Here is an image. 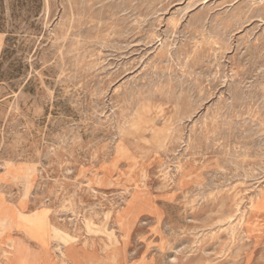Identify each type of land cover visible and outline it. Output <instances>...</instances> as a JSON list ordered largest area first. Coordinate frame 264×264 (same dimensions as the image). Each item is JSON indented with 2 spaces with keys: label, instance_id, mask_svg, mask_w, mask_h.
I'll use <instances>...</instances> for the list:
<instances>
[{
  "label": "rangeland",
  "instance_id": "374dc122",
  "mask_svg": "<svg viewBox=\"0 0 264 264\" xmlns=\"http://www.w3.org/2000/svg\"><path fill=\"white\" fill-rule=\"evenodd\" d=\"M0 43V215L73 238L0 264H264V0H0Z\"/></svg>",
  "mask_w": 264,
  "mask_h": 264
},
{
  "label": "bare ground",
  "instance_id": "6f19581e",
  "mask_svg": "<svg viewBox=\"0 0 264 264\" xmlns=\"http://www.w3.org/2000/svg\"><path fill=\"white\" fill-rule=\"evenodd\" d=\"M83 2V1H82ZM73 4V3H72ZM69 5V4H68ZM70 7V6H69ZM68 7V8H69ZM259 7V6H258ZM87 9H88V7H87ZM252 11V10H251ZM70 12V11H69ZM94 12V11H93ZM118 13V12H117ZM242 15V14H241ZM70 16H71V14H70ZM248 16V15H247ZM250 16V15H249ZM65 18V17H64ZM117 18V17H116ZM223 18V17H222ZM234 18V17H233ZM76 19V18H75ZM209 21V20H208ZM245 21V20H244ZM64 23H67V22H64ZM99 24V23H98ZM97 24V25H98ZM101 24V23H100ZM243 24V23H242ZM122 25H123V23H122ZM221 25V24H220ZM216 26V25H215ZM139 27V26H138ZM91 28V27H90ZM209 28V27H208ZM218 28V27H217ZM216 28V29H217ZM238 28V27H237ZM240 28V27H239ZM86 29V28H85ZM105 29V28H104ZM123 29V28H122ZM130 29V28H129ZM207 29V28H206ZM88 30V29H87ZM128 30V29H127ZM213 30V29H212ZM226 32V31H225ZM72 33V32H71ZM87 33V32H86ZM111 33V32H110ZM84 34V33H83ZM116 34V33H115ZM225 34V33H224ZM228 34V33H227ZM111 35V34H110ZM208 35V34H207ZM60 36V35H59ZM77 36V35H76ZM192 36V35H191ZM54 37V36H53ZM69 37V36H68ZM79 37V36H78ZM61 38V37H60ZM88 38V37H87ZM197 38V37H196ZM58 40V39H57ZM72 40V39H71ZM198 40V39H197ZM111 41V40H110ZM60 42V41H59ZM93 43V42H92ZM191 43V42H190ZM252 43V42H251ZM258 43V42H257ZM262 43V42H261ZM55 44H56V42H55ZM58 44V43H57ZM61 44H63V43H61ZM60 44V45H61ZM104 44H105V42H104ZM192 44V43H191ZM77 45V44H76ZM106 45V44H105ZM0 46H1V43H0ZM250 46V45H249ZM244 47V46H243ZM248 47V46H247ZM256 47V46H255ZM261 48V47H260ZM164 49V48H163ZM245 49V48H244ZM247 49V48H246ZM254 49V48H253ZM165 50V49H164ZM248 50V49H247ZM255 50V49H254ZM74 52V51H73ZM258 52V51H257ZM58 53V52H57ZM168 54V53H167ZM178 54V53H177ZM224 54V53H223ZM241 55V54H240ZM243 55V54H242ZM59 56V55H58ZM75 56V55H74ZM83 56V55H82ZM168 56V55H167ZM170 56V55H169ZM212 56H213V54H212ZM246 56V55H245ZM247 57V56H246ZM263 57V56H262ZM94 58H96V57H94ZM167 57H165V59H166ZM174 58V57H173ZM179 58V57H178ZM214 58V57H213ZM221 58V57H220ZM242 58V57H241ZM259 58V57H258ZM97 59V58H96ZM181 59V58H180ZM198 59V58H197ZM238 59V58H237ZM254 59V58H253ZM256 59V58H255ZM170 60V59H169ZM193 60V59H192ZM191 60V61H192ZM215 60V59H214ZM243 60V59H242ZM167 61V60H166ZM182 61H184L183 59H182ZM206 61V60H205ZM247 61V60H246ZM262 61V60H261ZM170 63H171V61H169ZM185 63V62H184ZM204 63V62H203ZM239 63V62H238ZM155 64H156V62H155ZM212 64V63H211ZM244 65V64H243ZM87 66V65H86ZM186 66V65H185ZM184 66V67H185ZM217 66V65H216ZM169 67V66H168ZM192 67V66H191ZM202 67V66H201ZM75 68V67H74ZM214 68V67H213ZM257 68V67H256ZM73 69V68H72ZM209 70V69H208ZM88 71V70H87ZM224 71H225V69H224ZM247 71V70H246ZM60 72V71H59ZM75 72H77V71H75ZM161 72V71H160ZM201 72V71H200ZM249 72V71H248ZM262 72V71H261ZM90 73V72H89ZM153 73V72H152ZM150 74V73H149ZM158 74V73H157ZM162 74V73H161ZM169 74V73H168ZM172 74V73H171ZM197 74V73H196ZM229 74V73H228ZM260 74V73H259ZM160 75V74H159ZM165 75H166V73H165ZM150 76V75H149ZM168 76V75H167ZM173 76V75H172ZM215 76H216V74H215ZM224 76V75H223ZM232 76V75H231ZM241 76V75H240ZM260 76V75H259ZM176 77V76H175ZM202 77V76H201ZM221 77H222V75H221ZM261 77V76H260ZM74 78V77H73ZM168 78V77H167ZM181 78V77H180ZM211 78V77H210ZM145 79V78H144ZM153 79V78H152ZM184 79V78H183ZM193 79V78H192ZM264 79V78H263ZM262 79V80H263ZM69 80V79H68ZM74 80V79H73ZM146 80V79H145ZM164 80V79H163ZM199 80H201V79H199ZM214 80V79H213ZM253 80V79H252ZM168 81H170V80H168ZM196 81V80H195ZM221 81V80H220ZM234 81H236V80H234ZM239 81V80H238ZM153 82V81H152ZM233 82V81H232ZM229 83V82H228ZM256 83V82H255ZM144 84V83H143ZM195 84V83H194ZM251 84V83H250ZM199 85V84H198ZM239 85V84H238ZM134 86V85H133ZM138 86V85H137ZM149 86V85H148ZM213 87H214V85H212ZM241 86V85H240ZM250 86V85H249ZM228 87V86H227ZM125 88V87H124ZM123 88V89H124ZM233 88V87H232ZM135 89V88H134ZM244 89V88H243ZM191 90V89H190ZM260 90V89H259ZM263 90V89H262ZM119 91V90H118ZM178 91V90H177ZM179 91H181V90H179ZM206 91V90H205ZM244 91V90H243ZM261 91V90H260ZM116 92V91H115ZM166 92V91H165ZM233 92V91H232ZM161 93V92H160ZM163 93V92H162ZM161 93V94H162ZM196 93H197V91H196ZM236 94V93H235ZM241 94V93H240ZM121 95H123V94H121ZM155 95V94H154ZM192 95V94H191ZM190 95V96H191ZM104 96V95H103ZM171 96V95H170ZM169 96V97H170ZM197 96V95H196ZM195 96V97H196ZM212 96V95H211ZM210 96V97H211ZM214 96V95H213ZM216 96V95H215ZM228 96V95H227ZM250 96V95H249ZM147 97V96H146ZM150 98V97H149ZM184 98V97H183ZM201 98H202V96H201ZM201 98H199V99H201ZM256 98V97H255ZM103 100V99H102ZM228 100V99H227ZM243 101V100H242ZM97 102V101H96ZM125 102H126V100H125ZM192 102V101H191ZM194 102V101H193ZM218 102H219V100H218ZM263 102V101H262ZM139 104V103H138ZM235 104V103H234ZM112 105V104H111ZM146 105V104H145ZM217 105V104H216ZM264 105V104H263ZM14 107V106H13ZM93 108V107H92ZM136 108V107H135ZM139 108V107H138ZM230 108V107H229ZM103 109V108H102ZM141 109V108H140ZM214 109V108H213ZM92 110V109H91ZM113 110V109H112ZM98 112V111H97ZM218 112V111H217ZM225 112V111H224ZM135 113H137V112H135ZM220 113V112H219ZM123 114V113H122ZM211 114V113H210ZM221 114V113H220ZM219 114V115H220ZM103 115H104V113H103ZM205 115V114H204ZM203 115V116H204ZM209 115V114H208ZM231 115V114H230ZM225 116V115H224ZM229 116V115H228ZM23 117V116H22ZM115 117V116H114ZM200 117V116H199ZM206 117V116H205ZM179 118V117H178ZM189 119V118H188ZM123 120V119H122ZM194 120V119H193ZM15 121H17V120H15ZM185 121V120H184ZM190 121V120H189ZM244 121V120H243ZM118 122V121H117ZM238 122V121H237ZM240 122V121H239ZM107 123V122H106ZM127 123V122H126ZM202 123V122H201ZM222 123H223V120H222ZM255 123V122H254ZM113 124V123H112ZM231 124V123H230ZM250 124V123H249ZM259 124V123H258ZM257 125V124H256ZM115 127H116V125H115ZM223 127V126H222ZM236 127V126H235ZM234 127V128H235ZM262 128V127H261ZM113 129V128H112ZM117 129V128H116ZM129 129V128H128ZM169 129V128H168ZM190 129V128H189ZM239 129V128H238ZM185 130V129H184ZM183 130V131H184ZM246 130V129H245ZM71 131V130H70ZM190 131V130H189ZM26 132V131H25ZM117 132V131H116ZM189 133V132H188ZM187 133V134H188ZM239 133V132H238ZM60 134V133H59ZM226 134V133H225ZM236 134V133H235ZM62 135V134H61ZM149 135V134H148ZM151 135V134H150ZM244 135V134H243ZM262 135V134H261ZM28 136V135H27ZM67 136V135H66ZM245 136V135H244ZM263 136V135H262ZM191 137V136H190ZM17 138V137H16ZM111 138V137H110ZM215 138V137H214ZM63 139V138H62ZM65 139V138H64ZM112 139V138H111ZM259 140H260V138H259ZM63 141V140H62ZM234 142V141H233ZM68 143V142H67ZM209 143V142H208ZM230 143V142H229ZM235 143V142H234ZM251 144H253L252 142H250ZM165 144V143H164ZM67 145V144H66ZM115 145V144H114ZM93 147H95V146H93ZM207 147H209V146H207ZM124 149V148H123ZM238 149V148H237ZM252 151V150H251ZM250 151V152H251ZM254 151V150H253ZM257 152V151H256ZM46 153V152H45ZM180 153V152H179ZM183 153V152H182ZM236 153V152H235ZM242 153H243V151H242ZM50 154V153H49ZM88 154V153H87ZM216 154V153H215ZM249 154V153H248ZM188 156V155H187ZM186 156V157H187ZM238 157V156H237ZM174 159V158H173ZM225 161V160H224ZM226 163H228V162H226ZM237 163V162H236ZM96 164V163H95ZM230 164V163H229ZM200 165V164H199ZM264 165V164H263ZM258 167V166H257ZM260 167H262V166H260ZM226 168V167H225ZM229 168V167H228ZM243 168V167H242ZM253 169V168H252ZM169 170H171V169H169ZM242 171V170H241ZM261 172V171H260ZM65 173V172H64ZM178 173V172H177ZM216 173V172H215ZM67 174V173H66ZM228 174V173H227ZM218 175H219V173H218ZM253 175H254V173H253ZM257 175V174H256ZM252 176V175H251ZM258 176V175H257ZM264 176V175H263ZM172 177V176H171ZM220 177V176H219ZM218 177V178H219ZM255 177V176H254ZM226 178V177H225ZM246 179V178H245ZM213 180V179H212ZM210 181V180H209ZM214 181V180H213ZM207 184V183H206ZM217 186V185H216ZM253 186V185H252ZM261 186V185H260ZM221 187V186H220ZM155 190V189H154ZM214 190H215V188H214ZM196 191V190H195ZM199 191V190H198ZM190 192V191H189ZM191 193H193V192H191ZM204 196V195H203ZM31 199V198H30ZM45 201V200H44ZM257 202H256V205L254 206V213L255 214H261V212L263 211V208H262V204H264V192L262 191L260 194H259V197L257 198V200H256ZM46 202V201H45ZM48 202V201H47ZM117 204V203H116ZM89 210H91V209H89ZM99 211V210H98ZM66 213H67V211H65ZM63 213H64V211H63ZM72 214V213H71ZM59 215V214H58ZM98 215V214H97ZM69 216H71V215H69ZM58 217V216H57ZM60 217H61V215H60ZM75 217V216H74ZM103 217V216H102ZM76 218V217H75ZM100 218V217H99ZM64 220V219H63ZM22 223L21 225H19V223ZM23 222H25V223H23ZM81 222V221H80ZM61 223H63V222H61ZM70 223H72V222H69V224ZM224 223V222H223ZM223 223H222V225H223ZM81 224V223H80ZM83 224V223H82ZM19 225V226H18ZM37 225H39V227H41L45 232L43 233V234H41V233H39L38 231H37V229H36V227H37ZM225 225V224H224ZM69 227V226H68ZM110 227V226H109ZM108 227V228H109ZM0 228H3V229H5V228H10V229H20L21 231H22V233H23V235L27 238V239H30V240H32L33 241V243H37V244H39V245H41V246H43V245H45L46 243L44 242V240L47 238L48 239V243H50L51 242V240H57L58 242H62L65 246H69L70 245V243L73 241V238L71 237V236H69V235H67V234H63V233H61L59 230H57L56 228H54V227H49V226H47V225H45L41 220H39V219H37V218H28V219H26V218H24V219H21V218H19V219H14V218H8V217H6V216H3V215H0ZM231 228V227H230ZM229 228V229H230ZM86 232V231H85ZM231 232V231H230ZM44 235V236H43ZM44 237H45V239H44ZM95 238V237H94ZM58 246V245H57ZM56 246V247H57ZM61 248H62V246H61ZM63 249V248H62ZM62 256H64L63 254H61ZM67 257H70V256H67Z\"/></svg>",
  "mask_w": 264,
  "mask_h": 264
}]
</instances>
